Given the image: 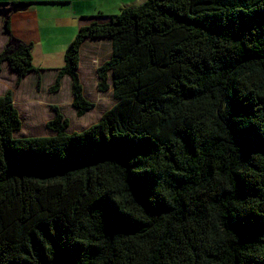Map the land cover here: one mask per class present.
Segmentation results:
<instances>
[{
  "label": "trees",
  "instance_id": "obj_1",
  "mask_svg": "<svg viewBox=\"0 0 264 264\" xmlns=\"http://www.w3.org/2000/svg\"><path fill=\"white\" fill-rule=\"evenodd\" d=\"M101 39L117 102L87 130L52 106L53 136L16 137L0 96V264H264V0H147L83 27L50 87L70 77L80 117ZM4 63L18 86L40 71L24 43Z\"/></svg>",
  "mask_w": 264,
  "mask_h": 264
},
{
  "label": "crops",
  "instance_id": "obj_2",
  "mask_svg": "<svg viewBox=\"0 0 264 264\" xmlns=\"http://www.w3.org/2000/svg\"><path fill=\"white\" fill-rule=\"evenodd\" d=\"M137 1L139 0H0V6L4 4H9L10 6L19 4L29 5L26 11L11 15L9 26L12 39L6 32L5 19L0 18V54L5 51L9 44L14 47H17L19 43L31 45L34 66L40 70L39 72L29 73L23 79L21 85L18 86L16 84L18 80L17 74L10 70L7 63H4L0 76L7 69L11 74L10 76L14 79L10 84L6 83L5 88L2 89L0 87V96L4 95L7 91H12L13 94L16 93L14 94L16 101L17 92H21V94L26 92L23 90L25 88L24 84L31 77H34L31 89L34 90L40 86L45 92L46 88L38 85L39 81L42 77L48 76V74H53L54 81L56 80L58 71L61 68L54 67V65L62 57L65 60L69 47L83 27L93 22L106 23L110 20V17L115 16L116 11L120 7H124L120 9L121 11L125 8L140 6L136 4ZM101 51H103L101 56H105L110 52L109 58L104 61L105 63L112 56L111 41L103 39L88 40L83 44L79 69L81 80L83 77H86L83 67L84 59L93 65L95 61L94 56H98ZM36 61L39 63V66H36ZM98 68L99 66H96V72ZM92 69L90 68L89 71L93 73ZM50 87L47 86V89ZM23 99L22 101H24L25 105L28 108L30 105V109L33 111L36 107L46 104L44 101L34 98L32 94H26ZM73 100V96L69 97L71 103H73Z\"/></svg>",
  "mask_w": 264,
  "mask_h": 264
},
{
  "label": "rangeland",
  "instance_id": "obj_3",
  "mask_svg": "<svg viewBox=\"0 0 264 264\" xmlns=\"http://www.w3.org/2000/svg\"><path fill=\"white\" fill-rule=\"evenodd\" d=\"M147 0H139L136 2L138 5H142ZM141 3V4H140ZM120 7L115 16L120 14ZM90 53V51H88ZM103 51L98 56L95 57L93 65L89 63L86 59L83 61V67L85 69L86 77H83L81 83L84 87L85 98L87 101L95 104V108L86 112L84 116L80 117L77 114V110L73 107V103L69 101V97L73 96L72 93V80L70 77H64L68 80H62V90L57 93H51L50 88L47 89V86H53L54 76L53 74H48L39 81L38 85H41L45 89L38 86L34 90L31 89L34 83V77H31L26 81L25 88L23 89L24 93L17 92L16 101L14 98L15 106L17 107L20 118L22 121V128L15 135L16 137H41V136H53L54 134L47 128V123L52 121L55 118V112L52 110V107L48 105H57L61 109L62 114L70 121V127L68 129L69 133L74 132H83L100 121L103 114L112 108L116 104V98L113 93V84L112 81H109L110 90L106 93H102L98 90V75L96 72V66H101L104 64V61L109 58L110 52L105 56H101ZM65 65L64 57L58 59V63L54 67L62 68ZM36 66H39V63L36 61ZM93 66V67H92ZM90 68H93L92 71H89ZM11 74L8 70H4L3 74L0 76V87L5 88V84H10L14 79L10 76ZM58 76V75H57ZM83 81V82H82ZM34 88V86H33ZM16 94V93H14ZM26 94H32L37 100L44 101L46 104L44 106L36 107L35 110L30 109L25 105L22 99ZM2 96V95H1ZM21 96H23L21 98ZM24 100V99H23ZM48 102V103H47ZM41 104V103H40Z\"/></svg>",
  "mask_w": 264,
  "mask_h": 264
},
{
  "label": "water",
  "instance_id": "obj_4",
  "mask_svg": "<svg viewBox=\"0 0 264 264\" xmlns=\"http://www.w3.org/2000/svg\"><path fill=\"white\" fill-rule=\"evenodd\" d=\"M29 5L19 4L10 6L9 4H4L0 6V18L5 20H9L12 14H16L18 12H23L28 9Z\"/></svg>",
  "mask_w": 264,
  "mask_h": 264
},
{
  "label": "clouds",
  "instance_id": "obj_5",
  "mask_svg": "<svg viewBox=\"0 0 264 264\" xmlns=\"http://www.w3.org/2000/svg\"><path fill=\"white\" fill-rule=\"evenodd\" d=\"M99 80V79H98ZM74 107V106H73Z\"/></svg>",
  "mask_w": 264,
  "mask_h": 264
}]
</instances>
